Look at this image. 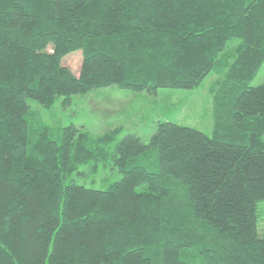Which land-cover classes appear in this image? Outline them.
Here are the masks:
<instances>
[{"label":"trees","instance_id":"16d2710c","mask_svg":"<svg viewBox=\"0 0 264 264\" xmlns=\"http://www.w3.org/2000/svg\"><path fill=\"white\" fill-rule=\"evenodd\" d=\"M263 63L264 0H0V264H264ZM212 71L211 135L156 120L144 142L43 115ZM97 174L102 188L75 179Z\"/></svg>","mask_w":264,"mask_h":264},{"label":"rangeland","instance_id":"374dc122","mask_svg":"<svg viewBox=\"0 0 264 264\" xmlns=\"http://www.w3.org/2000/svg\"><path fill=\"white\" fill-rule=\"evenodd\" d=\"M237 42H234V44ZM230 46L232 44H229ZM81 62V52L76 50L63 59V64L75 74ZM220 75L210 72L194 89L160 88L155 93L120 89L112 85L93 89L82 95H74L66 106L56 105L44 115L51 124H79L91 135H98L120 126L117 137L136 133L147 142L154 130L156 120L171 121L211 135L213 129V94ZM264 84V63L250 85ZM34 103V102H33ZM264 140V134L262 136ZM109 179L115 180L120 173L106 169ZM104 175V174H103ZM93 178L95 182L92 183ZM101 174L84 177L76 175L77 182L95 188L105 186ZM259 230L264 234V200L258 204Z\"/></svg>","mask_w":264,"mask_h":264}]
</instances>
